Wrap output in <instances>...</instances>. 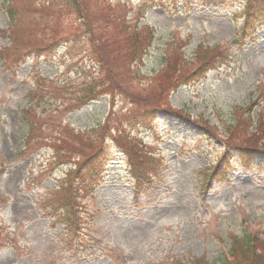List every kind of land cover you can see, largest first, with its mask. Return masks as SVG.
I'll use <instances>...</instances> for the list:
<instances>
[{
    "label": "rangeland",
    "instance_id": "374dc122",
    "mask_svg": "<svg viewBox=\"0 0 264 264\" xmlns=\"http://www.w3.org/2000/svg\"><path fill=\"white\" fill-rule=\"evenodd\" d=\"M10 1L12 33L0 7V264L211 263L231 235L260 229L256 248L264 242L263 159L239 151L264 149V124L256 132V112H241L264 85V23L254 41L234 40L243 0H79V12ZM98 149L110 160L93 192L78 191L80 230L68 231L57 206ZM225 150L227 174L204 187Z\"/></svg>",
    "mask_w": 264,
    "mask_h": 264
},
{
    "label": "trees",
    "instance_id": "16d2710c",
    "mask_svg": "<svg viewBox=\"0 0 264 264\" xmlns=\"http://www.w3.org/2000/svg\"><path fill=\"white\" fill-rule=\"evenodd\" d=\"M62 1L68 5H72V8L75 10V12H79L80 10L79 0H62ZM13 3L14 2L10 0H4V1H1L0 3L2 10L5 12L6 17H7V28H8L9 33H12L16 25V11H15V7ZM258 9L259 7L257 6L255 2L248 3L247 11L244 15L245 22L239 34L240 38H245L249 36L254 26L258 22H260L261 13L259 12ZM81 18H83V16H81ZM142 37L143 36H141L140 33L137 31L136 33L132 35L131 42L135 43L136 40ZM146 46L147 44L142 45V46L136 45L135 49L132 52L134 53L138 52V56H139L140 54H142ZM0 56H1L0 61H2L3 63V59L5 58L3 53H0ZM96 86L97 85L92 82L89 83L86 86V91L84 93V96H91ZM105 86L112 88L114 87V83H112L111 81H107ZM76 101H77L76 103H81L86 100L78 99ZM101 143L103 145V139ZM242 151L245 153H249L248 156H252L253 155L252 153L255 152L253 150H248L244 148ZM66 152H70V151H66ZM76 152H79V151H76ZM98 152H100V149H98L94 155L86 158L81 163V165L76 168L75 178L77 181L81 182V186L74 187L72 191L69 190L68 192H66L64 196L60 198L59 207H61L63 211H65V213L67 214V217L63 220L68 226L75 227V224L77 223L76 214L78 211L77 210L78 191H83L84 188H86L87 191H90L92 189L91 182L93 183L96 181V177L101 170L103 163H101ZM222 164H223V159H221L220 162L217 164L216 169H219ZM216 172L217 170H215V173ZM231 240H232V245H231L230 255L233 260L232 262H229L223 259L220 262V264H264V263H261V256L260 254H258L259 253L258 250L262 252V248L259 243H258V250H257L255 249L256 242L250 239L248 235H244L242 237L232 236ZM199 264H206V263L200 262Z\"/></svg>",
    "mask_w": 264,
    "mask_h": 264
}]
</instances>
